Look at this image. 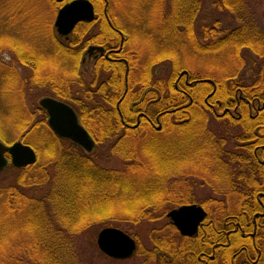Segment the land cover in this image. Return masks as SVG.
Segmentation results:
<instances>
[{"label": "trees", "instance_id": "obj_1", "mask_svg": "<svg viewBox=\"0 0 264 264\" xmlns=\"http://www.w3.org/2000/svg\"><path fill=\"white\" fill-rule=\"evenodd\" d=\"M255 1L258 0H217L215 4L219 10L223 13L234 15L241 24L231 29H218L217 26L219 24L215 22L210 27L204 28L203 39L206 40L205 42L198 39L199 37L195 33L192 17L188 20L182 18V21L179 23L177 18H180V16L176 15L171 23V29H176L175 24L179 29L182 24L184 30L188 32L189 40L193 46L207 53H218L223 51L224 54H229L230 56V54L234 52L233 55L235 60H237V56H240L239 58L243 62L239 68H237L238 66L236 67L235 71L239 80H233L234 78L231 79L230 75L218 78H222V81L225 83L226 80L231 79L229 82L230 86L227 85V91L231 92V89H234V93L241 91L245 95V98H247L246 100L251 97L252 99L256 98L258 104L261 106L262 103L264 104V61H261L257 68L252 66V64L257 61L258 57L264 59V45H260V42L258 43V41L264 38V31L253 22L255 18L251 17L254 16L257 11L254 5ZM193 2L194 0H191V4ZM190 13H194L193 8H190ZM83 26L88 27L89 24H84ZM105 27L109 28L108 25L102 26V28ZM8 43H11L8 48L14 50V55L17 56L16 58L19 63L21 65H28L27 60L29 59L30 52L25 49L26 45L21 44V42L14 37H10ZM231 49L233 51H231ZM57 50L63 51L65 50V46L59 43ZM127 55L131 64L129 70V90L121 103V109L126 117H135L134 112H131L133 111L132 109L142 108L151 110L157 108L162 110L169 107L170 104H179L183 101V97L177 94L174 86V77L177 76L178 69L181 68L179 65L175 64L171 70L168 68L170 72L166 74L165 79L156 75L165 58L171 57L174 59V62L178 61L174 53L171 54V56H167L168 54H158L154 57L156 60L149 57L142 66H140V64L138 65L136 58L133 57L135 53L131 52ZM136 57H139L138 53H136ZM153 61H155V63ZM7 67V72L10 71L9 79H13L16 73L14 71L11 72L10 69H12V66L7 64ZM108 68L113 72V76L110 80L93 84V86H86V89L81 91L86 101L72 97L69 87H54L57 96L75 104L82 122L97 140V147L92 153H85L82 147L73 142H69L71 145L68 147L65 145L60 147L62 152L58 153L57 162L60 165H58L57 169L60 174H65L66 180L68 181H60L58 185L62 184V187H56L55 193H52L53 189H50L49 195L46 194L44 200L43 197L26 194L24 191L28 189L27 187L43 181V179H38L34 175L35 169L37 172L41 170L39 173L42 172L43 169L42 165H37L38 161L25 168H17L13 165L7 168L6 171L10 169L23 171L22 175H24V178H19L16 186L8 181L3 182L0 180L1 213L7 215L9 212L13 211L21 215L20 210H22L30 213H35L34 211H36L38 216L40 215L39 223L32 222L33 220L28 218L30 231L32 230L35 238L30 240L28 244L24 245L21 243L15 255H7L6 257L0 258V264H77L74 257L70 256L69 253L70 241L74 239L73 235H78L85 227L81 223V219L77 218L80 212L79 208L77 209L73 205L77 202L79 203V198H81L76 191L77 189L79 190V187H77L75 179L73 180L70 174L71 170L72 172L74 171L75 166L73 163L76 160L78 161L76 167L84 170L80 173L85 172L88 176L77 179L79 183H88L89 180L91 181L93 179V177H91L93 174L103 176L105 193H110V197L105 203L109 204L111 208H113L114 200L117 197L116 191L118 190L129 191V193L122 197L123 201L121 204L130 209L131 212L135 211L137 217H145V215H143L144 209H147V212L150 213L153 210L152 208H155L157 205L161 207L168 203L164 202L163 199L168 197L171 199L169 193L163 194L162 191L171 189L170 175L173 173L172 171L175 165L174 160H176V158H168L165 156H163V158L156 157L154 158V163V161H149V159L146 160L141 156V153L133 144V141L125 140L131 133L140 137V133H148V129L142 124L136 129H128L123 126L116 104L124 89L125 66L122 64ZM249 71H251L250 77L246 78L245 73ZM33 72V78H37L38 75L47 77L48 80H44L42 83L49 82L51 85L57 83V72L55 69H52L50 73H43L39 67H35L33 68ZM37 80L41 83L40 77ZM222 81L221 83H223ZM199 82L201 83H198L195 89L198 94L197 100H199L200 103H198L194 110L191 108V112L189 113L180 111L175 115L166 114L163 117V122H166V124L164 125L163 123V128L160 132L174 129L182 130L185 125L187 128L191 125L192 127H190L192 130L201 133V140H204L205 136H207L208 143L218 142L221 157L217 158L219 164H217L218 171L216 172L222 175L218 178L222 186L221 193L224 195L220 214L222 218L225 219L233 214L239 213L242 206L247 205L244 199L246 193L249 191L256 193L264 187V164H260L257 158L254 159V162L252 161L249 163V153L251 155L256 145L258 146L264 143V127H261V124H264V122H254L250 118L248 104L245 102V105L242 102V109L245 110L246 123L244 121L243 125L237 126L239 125L238 123L230 122V124L223 126L220 122L214 123L212 121L210 124L211 127L207 128L205 119L201 120V118H198V115L207 114L206 110L203 108L202 99L203 95L210 90V87H208L209 84L207 81L203 83L202 81ZM108 86H110V88ZM13 87L16 88L15 81L11 88ZM230 87L231 89H229ZM219 93L222 94L221 88H218L216 91V94ZM156 98L160 99L154 102ZM216 99L215 95V101ZM231 99L229 94L228 98H222V101H224L223 103L226 105ZM109 110L112 112H109ZM262 110L263 112L260 116L264 118V106ZM196 118L200 120L197 124L193 122V119ZM96 122L98 123L97 126L95 125ZM41 125L44 128V132L48 130L46 126L39 121L34 127L37 126L39 129ZM236 129H240L241 132L227 136L230 134V130ZM49 134L51 144L59 145L58 142H62V140H60L61 138L57 139L55 136H52L51 133H47V136ZM156 134L155 132L149 134L147 138L149 142L146 148L150 149L155 146V141H153V139L156 138ZM175 141L182 144V142H185V139L174 140V142ZM172 144L174 145L173 142ZM106 147H109L108 150L112 155L120 154L124 157L125 164L122 169H103L97 164L96 159L99 158V153L101 154V151ZM66 148H68V150H66ZM166 154L176 156L172 153L166 152ZM167 161H170L171 164V170L169 172L163 171L161 168ZM153 164H155V168L152 169L150 166ZM142 168L144 171H147L149 168L151 169L150 177L146 179V184H149L150 187L145 190L141 189L140 192L134 194L132 191L139 185V181H142V178H144H138ZM27 172L32 173L27 176ZM1 174L2 172L0 175ZM58 181L59 180L56 182ZM101 190L96 189L94 195H97L98 192L100 193ZM19 196L21 200H19V204H17V197ZM42 201L45 202V207H42ZM171 201H169V203ZM139 204L141 206H139ZM143 205L144 207H142ZM21 207L23 209H20ZM129 207H134V209ZM140 208L143 209L139 210ZM249 211L251 214V208L246 210V214H248ZM36 213L34 216L37 217ZM213 215L216 217L218 213L215 212ZM241 217H245V215H241ZM5 219L9 220L8 217L3 218V220ZM154 219V213L149 214L145 218L147 221H153ZM3 220L0 221V224ZM72 222L77 225L74 226ZM33 224L37 225L32 228ZM3 230L4 229L0 227V238L2 234H4ZM258 237L263 238L264 246V230H262Z\"/></svg>", "mask_w": 264, "mask_h": 264}, {"label": "rangeland", "instance_id": "obj_2", "mask_svg": "<svg viewBox=\"0 0 264 264\" xmlns=\"http://www.w3.org/2000/svg\"><path fill=\"white\" fill-rule=\"evenodd\" d=\"M111 1L113 3V11L116 15V24L126 30L127 38H129V41L127 42L128 52H135V56L136 53H138L139 56L142 54V57L136 58L138 65L140 64V66H142L147 57H152L156 60L154 57L158 54H168L167 56H171V54L174 53V55L177 56L178 61L174 62V59L171 57L165 58L162 65H160L158 69V73L156 74L157 76L165 79L166 74L170 72L171 68H173L175 64H177L181 67L178 69L177 76L181 71L184 70L183 72H185V70H187L191 72V78H201V76L202 78H213L217 83L218 88H221L222 91V94H215L216 98H221L222 96V98L227 99L229 94L232 99L236 98L234 89H231L230 87L229 89H231V92L227 91V85L230 86L229 82L232 78H234L233 80H239L235 71L236 67L238 66L237 68H239L243 62L239 58L240 56H237V60H235L233 55L234 52H232L230 56L229 54H224L223 51L218 53H207L200 50L198 47L193 46L189 40L188 32L184 30V26L182 24L179 29L176 24V29H171V23L175 19L176 15L180 16L181 19L177 18V21L180 23L185 14L190 13V8H193L194 10L191 17L194 23L195 33L199 37L198 39L202 42L206 41L203 39L204 28L210 27L215 22H218L219 24L217 26L218 29H231L235 26H240L241 22H239L234 15L230 13H223L219 10L215 4L217 0H194L192 4L191 0ZM54 4V0H0V138L3 142L9 145L17 141H29L30 145L36 149L38 153L37 165H42L43 169L40 173L39 171L41 170L37 172L35 169L34 175L38 179H43V181L30 185V187H27L28 189L24 192L41 198L43 197V200L45 199V195H49L52 189V193H55L56 187H62V184L58 185L60 181H68L66 180L65 174H60L57 169L58 165H60L57 162V158L58 153L62 152L60 147L63 145L68 147L71 145L69 142L72 141L60 139L62 142H58L59 145H53L49 140L50 134L47 136L46 131L44 132V130L38 129L37 126L34 127L38 121L43 120V118L45 120V111L42 107V109L40 108V96L41 94L50 92V86H41V84L32 83L33 69L28 65H24V67L19 63L14 55V52H12L14 50L12 48H8V46L11 45L8 41L10 37H14L18 41L22 40L23 43L21 42V44L26 45L27 48V46L30 47L31 44H36L37 42L41 43L39 39L42 38L44 40L42 45L44 46L45 55H49L48 60H50V55L54 46L52 45V39L49 38L46 32L49 33L51 31V25L52 29H55L54 18L56 9ZM254 5L257 11L255 12L256 14L251 17L255 18L253 22L264 31V0L255 1ZM14 14L16 18L14 17ZM167 18L168 20H166ZM51 21L52 23L50 24ZM96 26L98 27V24L95 25L94 28H96ZM161 30H167L169 31V34L164 35ZM259 42L261 43L260 45H264V38L258 41V43ZM231 51L233 50L231 49ZM139 58H141V61ZM261 61H264V59L258 57L257 61L253 63L252 66L257 68ZM153 62L155 63V61ZM7 64H11L10 66H13L16 69L19 80L18 83L19 85L21 84L22 88L21 92L14 87L11 88L14 81L16 82V78L9 79L10 71L7 72ZM48 64L49 63L41 68L42 72L50 73L52 69H55L57 73H62L61 68H56L55 66ZM66 66H63V72H65V75L67 72L69 73V68ZM92 67V61L80 66L82 74L78 75V77H83L84 80H86L87 86H93L91 83L93 80ZM250 73L251 71L246 72L245 77L249 78ZM226 75H230L231 78L226 80V83L222 81V78H218ZM39 77L40 75H38L37 79ZM221 81L223 83H221ZM208 87H210L211 90L213 85L210 83ZM210 90L208 92H210ZM176 92L182 96L177 90ZM80 93L82 94V92ZM215 95L212 96V101H215ZM249 99L250 101L253 100L255 105L258 106V100L256 98L252 99L251 97ZM183 100L185 99L183 98ZM242 102L245 104L244 100H242ZM202 104L207 114H199L198 118H201V120L205 119V122H207V128L211 127L210 124L212 121L214 123L220 122L223 126L230 124V122L238 123L239 125L237 126H241V124L243 125L244 121H238L232 116L223 117L222 119L217 120L215 115L209 108H207L206 104L204 102ZM219 111H221V108ZM242 111L245 110L242 109ZM246 122L247 121H245V123ZM163 123L164 125L166 124V122ZM97 124L98 123L96 122L95 125L97 126ZM145 127L148 129V133L141 132L140 137L131 133L127 136V138H125V140L133 141V144L137 147L141 156L146 160L149 159V161H154L155 163L154 158L156 157H175L176 160H174L175 165L172 172H187V142L192 139V141L196 143L197 136L200 132L192 130L190 126L187 128L186 125L182 130L174 129L165 132H158L153 126L147 127L146 125ZM153 132L157 133L156 138L153 139V141H155V146L148 149L146 148V145L149 142L147 138L149 137V134H152ZM237 132H241V130H230V134L227 136ZM51 135L59 139V137L53 133H51ZM179 139H185V142H182V144H179L176 141L174 142V140ZM195 143H193L194 146ZM108 149L109 147H106L103 151H101V154L99 153V158L96 159L97 164H99L103 169H122L125 164L124 157L120 154H114L116 155L114 156ZM66 150H68V148H66ZM83 151L85 153H92L85 150ZM166 152L175 154L176 156H171V154H169V156ZM214 163L219 164L218 160H215ZM77 164L78 161L76 160L73 163L75 166L74 171L72 172L71 170L70 174L73 180L75 179L77 187H79V190L77 189L76 191L81 198H79V203L77 202L73 205L77 209L79 208L80 212L77 218L81 219V223L84 225L85 229L80 231L78 235H73L74 239L70 241L71 244L69 247L70 256L74 257L77 264H147L146 262H143V257L139 254L128 262L111 260L99 248L97 244V236L104 226L110 224L118 225L122 229L134 234V236L142 242L143 246L151 248V235H153L152 232L154 224L158 219L155 221H147L145 218L149 214H155L157 209L152 208V213L150 212V208V213L147 212V209H144L143 215H145V217H137L135 211L131 212L130 209L121 204L123 201L122 197L129 193V191L126 190L116 191L117 197L114 200L115 202L113 204V208H111L109 204L105 203L109 199L110 193H105L106 191L104 190L103 176L93 174L91 176L93 179L91 181L89 180L88 183H79L77 179L88 176L85 172L80 173L84 170L78 169V167H76ZM150 167L152 169L155 168V164ZM161 168L163 171L169 172L171 170L170 161H167L161 166ZM6 170L7 169H5L0 175V180L3 182L8 181L16 186L18 184L17 180L21 177L24 178V175H22L23 171L18 169ZM31 173L27 172L26 175L29 176L28 174ZM150 173V168L147 171H144L143 168L140 170L138 178L141 179L144 177L145 179L142 178L143 180L139 181V185H137L134 191H132L134 194L140 192L141 189L145 190L150 187L149 184H146V179L150 177ZM219 176L216 178L217 180H208L206 181L207 183L197 179V196L199 198L205 196H218L222 198L224 195L221 193L222 186L220 180H218ZM57 180L59 181L56 182ZM96 189H102L103 191L101 190L100 193L98 192L97 195H94ZM212 190H217L220 193H214ZM19 200H21L20 196L17 197V204H19ZM41 205L42 207H45V202L42 201ZM139 206L141 205L139 204ZM142 207H144V205ZM129 208L134 209V207ZM20 209L23 208L21 207ZM141 209L143 208H140L139 210ZM20 211L21 215L16 214L13 211L6 215L5 213H1L0 209V221L3 220V218H9V220L5 219L0 224V227L4 229V234H2L0 238V258L4 256L6 257L7 255H15L21 243L24 245L28 244L30 240L35 238L32 230L30 231L28 218H31L33 220L32 222L39 223L40 215L38 216L36 211L34 212L37 214V217L34 216L35 213L25 212L22 210ZM72 224L74 226L77 225L73 222ZM36 225L37 224H33L32 228Z\"/></svg>", "mask_w": 264, "mask_h": 264}, {"label": "flooded vegetation", "instance_id": "obj_3", "mask_svg": "<svg viewBox=\"0 0 264 264\" xmlns=\"http://www.w3.org/2000/svg\"><path fill=\"white\" fill-rule=\"evenodd\" d=\"M72 1L75 0H54V7L56 9L54 18L55 29L53 30L51 25V31L49 33L46 32L49 38L52 39V45L54 46L50 60H48L49 55H45L44 46L42 45L44 40L42 38L39 39L41 43L37 42L26 48L30 52L29 59L27 60L30 68L39 67L41 69L49 63L48 65H53L62 70V73H56L57 83L53 85L49 82L42 83L44 80H48L42 73V76H40L41 83L36 77L33 78L34 72L32 73V83L50 86V92L41 94L40 99L52 97L66 102L77 112L81 120L75 104L57 96L54 87H69L72 97L85 100L83 93L81 94L80 92L86 89L87 84L83 77H78V75L82 74L80 66L92 61L93 80L91 83L97 84L112 78L113 72L108 67L123 64L125 66V84L116 107L125 128L136 129L142 124L144 126L147 125V127L153 126L160 132L163 128V117L166 114L175 115L180 111L189 113L191 112V108L194 110L198 103H200L197 100L198 94L195 89V86L201 83L199 81H202V83L207 81L213 85L210 92L203 95L202 100L217 120L232 116L238 121H245L246 116L241 108L242 100H244L249 106L250 118L254 122H264V118L260 116L263 112V103L261 106L260 104L256 106L253 100H246L247 98L245 99V95L241 91L236 92V98L231 99L226 105H224L222 97L217 98L216 101H212V96L216 94L218 89L215 80L213 78H191V72L187 70L185 72H183L184 70L181 71L176 78L174 77V86L185 99L183 102L170 104L169 107L162 110L157 108L151 110L142 108L132 109L133 111L131 112H134L135 117H126L121 109L122 99L129 90V70L131 65L127 55L131 52H128L127 49L129 38H127L126 30L116 24V15L113 11L111 0H87L93 6V18L82 19L74 25L70 32L66 34L60 33L56 27V19L60 10ZM191 15V13L185 14L183 19L188 20L191 18ZM84 24H89V26H83ZM97 24L98 27L94 28ZM103 25H108L109 28H102ZM161 32L164 35L169 34L167 30H161ZM19 41L23 43L22 40ZM59 43L65 46V50H57ZM98 47H102L103 50L98 49ZM139 57H142V54ZM134 58L138 57L134 56ZM139 59L141 61V58ZM148 59L149 57L145 60ZM63 66L69 68V73L67 72L66 75L63 72ZM11 71L16 73V69L13 66ZM14 78H16V89L21 92L22 88L21 84L19 85L18 83L17 73ZM108 87L110 88V86ZM159 99L156 98L154 102L159 101ZM41 107L45 111V120L43 118L39 122L46 126L48 129L46 132L48 131L47 133H53L57 137L65 139L51 128L49 125V113L47 109L43 106ZM220 108L221 111H219ZM109 112L112 111L109 110ZM199 121L197 118L193 119L195 124ZM262 126L263 124H261ZM39 129L43 130L44 128L42 126ZM91 135L95 141V147L92 151H95L97 140L93 134ZM201 137V133H199L196 143L192 139L187 142V172H173L170 175L171 189L162 191L163 194L169 193L171 199L169 197L165 198L163 201L168 202L166 205L161 207L157 205L155 207L157 211L154 214L155 219L153 221L158 220L154 224L153 235H151L152 247L146 248L134 234L122 229L118 225L110 224L108 226L121 228L130 235L135 240L136 245L135 252L126 258H114L105 253L111 260L128 262L139 254L142 255L143 262L147 264H264L263 238L258 237L262 230H264V187L256 193L252 191L246 193L244 199L247 205H243L239 213L223 219L220 214L223 206V197L205 196L199 198L196 194L197 179L205 183L208 180L216 179L220 175L216 172L218 167L214 163L215 160H218L217 158L221 157L218 142L208 143L207 136H205L204 140H201ZM26 143L28 142L26 141ZM193 143H195V146ZM249 157V163L254 162V159L257 158L260 164H264V143L256 145L251 155L249 153ZM212 192L220 193L217 190H212ZM169 201L171 202L169 203ZM190 204H196L201 207L206 212V216L198 224L197 230L189 234L183 233L178 228L173 218L169 216V212L175 208ZM249 208H251V214L250 211L246 214V210ZM215 212L218 213L216 217L213 215ZM241 215H245V217H241Z\"/></svg>", "mask_w": 264, "mask_h": 264}, {"label": "water", "instance_id": "obj_4", "mask_svg": "<svg viewBox=\"0 0 264 264\" xmlns=\"http://www.w3.org/2000/svg\"><path fill=\"white\" fill-rule=\"evenodd\" d=\"M93 6L87 0H75L63 7L56 19V27L60 33H68L82 19H92ZM98 49L103 50L102 47ZM40 104L49 113L51 128L61 137L70 138L81 145L86 151H92L95 141L90 132L81 123L77 112L66 102L52 97H44ZM12 163L17 167L26 166L37 160L36 150L29 144L17 141L6 144L0 139V171ZM178 228L183 233H194L198 224L205 218L206 212L196 204L184 205L169 212ZM99 248L114 258H126L135 252V240L121 228L103 227L97 236Z\"/></svg>", "mask_w": 264, "mask_h": 264}]
</instances>
